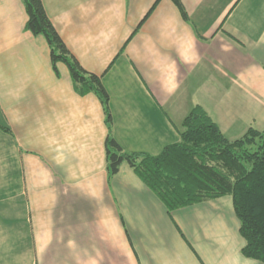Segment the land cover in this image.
Instances as JSON below:
<instances>
[{
    "label": "crops",
    "instance_id": "1",
    "mask_svg": "<svg viewBox=\"0 0 264 264\" xmlns=\"http://www.w3.org/2000/svg\"><path fill=\"white\" fill-rule=\"evenodd\" d=\"M42 0L109 94L75 84L23 0H0V264H264L231 195L169 210L125 152L159 154L201 106L229 139L264 129V0Z\"/></svg>",
    "mask_w": 264,
    "mask_h": 264
},
{
    "label": "trees",
    "instance_id": "2",
    "mask_svg": "<svg viewBox=\"0 0 264 264\" xmlns=\"http://www.w3.org/2000/svg\"><path fill=\"white\" fill-rule=\"evenodd\" d=\"M183 16L187 17L180 0ZM28 14L26 28L43 35L54 67L63 61L75 84L94 91L104 106L111 130L109 94L101 78L87 71L68 51L49 19L42 0H23ZM110 173L129 163L143 181L173 210L223 195H231L245 239V256L264 262V129L250 127L239 138L229 139L201 106L182 122L180 138L157 155L125 152L111 132L106 142Z\"/></svg>",
    "mask_w": 264,
    "mask_h": 264
}]
</instances>
